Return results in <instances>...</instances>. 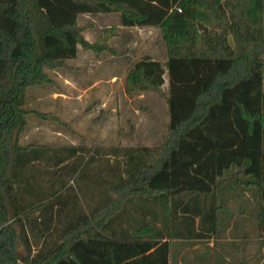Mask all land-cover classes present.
<instances>
[{"label": "trees", "instance_id": "trees-1", "mask_svg": "<svg viewBox=\"0 0 264 264\" xmlns=\"http://www.w3.org/2000/svg\"><path fill=\"white\" fill-rule=\"evenodd\" d=\"M263 5L0 0V264H170L169 237L216 232L220 212H230L222 188L231 181L258 199L264 232ZM84 12H118L123 25L158 26L167 46L164 62L144 56L127 75V89L165 98L167 138L130 155L126 175L104 180L103 197L89 208L74 187L62 192L63 183H44L60 172L64 151L77 155V146L21 142L29 114L62 123L27 108V89L51 82L48 70L71 68L67 59L79 45L113 50L109 28L94 41L84 36L77 21ZM153 205L163 210L162 227L145 219Z\"/></svg>", "mask_w": 264, "mask_h": 264}, {"label": "rangeland", "instance_id": "rangeland-1", "mask_svg": "<svg viewBox=\"0 0 264 264\" xmlns=\"http://www.w3.org/2000/svg\"><path fill=\"white\" fill-rule=\"evenodd\" d=\"M77 21L90 41L109 28L108 43L113 50L96 52L79 45L76 56L67 59L71 68L48 70L51 82L29 87L25 106L51 112L62 123L29 114L21 142L77 146V155L67 158L64 151L60 172L44 183L51 180L53 188L63 183L62 192L74 187L89 208L103 197L104 180L112 182L118 175H126L130 155L142 156L141 146L155 149L167 138L163 95L152 89H127L132 64L144 56L164 62L167 46L158 26L123 25L118 12H84L78 14ZM229 41L233 42L230 35ZM164 78L161 89L166 91V73ZM94 176L97 179L92 181ZM228 183L222 194L230 212H220L216 232L202 237H169L170 264H264L259 201L250 190ZM152 211L145 219L162 227L163 210L153 205ZM132 213L136 218L140 215L137 210Z\"/></svg>", "mask_w": 264, "mask_h": 264}, {"label": "crops", "instance_id": "crops-1", "mask_svg": "<svg viewBox=\"0 0 264 264\" xmlns=\"http://www.w3.org/2000/svg\"><path fill=\"white\" fill-rule=\"evenodd\" d=\"M83 33H84V31H83ZM109 41V40H108ZM22 139V138H21ZM79 194V193H78Z\"/></svg>", "mask_w": 264, "mask_h": 264}]
</instances>
